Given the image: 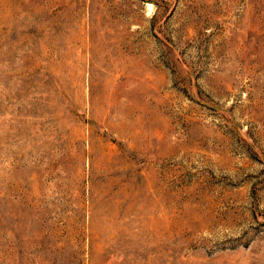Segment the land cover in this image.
I'll return each mask as SVG.
<instances>
[{
	"label": "rangeland",
	"instance_id": "374dc122",
	"mask_svg": "<svg viewBox=\"0 0 264 264\" xmlns=\"http://www.w3.org/2000/svg\"><path fill=\"white\" fill-rule=\"evenodd\" d=\"M0 264H264V0H0Z\"/></svg>",
	"mask_w": 264,
	"mask_h": 264
}]
</instances>
